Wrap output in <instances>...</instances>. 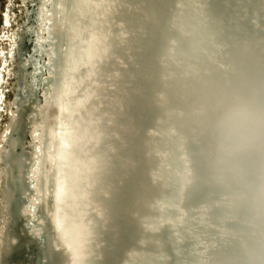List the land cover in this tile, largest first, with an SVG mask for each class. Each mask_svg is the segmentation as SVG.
Instances as JSON below:
<instances>
[{
    "label": "bare ground",
    "instance_id": "6f19581e",
    "mask_svg": "<svg viewBox=\"0 0 264 264\" xmlns=\"http://www.w3.org/2000/svg\"><path fill=\"white\" fill-rule=\"evenodd\" d=\"M17 1L0 264H264V0Z\"/></svg>",
    "mask_w": 264,
    "mask_h": 264
},
{
    "label": "rangeland",
    "instance_id": "374dc122",
    "mask_svg": "<svg viewBox=\"0 0 264 264\" xmlns=\"http://www.w3.org/2000/svg\"><path fill=\"white\" fill-rule=\"evenodd\" d=\"M17 2H18L17 0H10L9 3H6V0H0V19H1L2 13H4L5 5L8 4V6H9L8 12L11 14V22H13L15 15H17V14H15V11L18 10L17 9ZM16 13H18V11ZM12 25H13V23H12ZM0 31H2V35H3V33L7 32L8 30L7 29L3 30L1 23H0ZM3 44H4V42L0 40V47H1V45L3 46Z\"/></svg>",
    "mask_w": 264,
    "mask_h": 264
},
{
    "label": "clouds",
    "instance_id": "9594fccd",
    "mask_svg": "<svg viewBox=\"0 0 264 264\" xmlns=\"http://www.w3.org/2000/svg\"><path fill=\"white\" fill-rule=\"evenodd\" d=\"M7 134H8V133H7V131H6V132L4 133V135L7 136Z\"/></svg>",
    "mask_w": 264,
    "mask_h": 264
}]
</instances>
